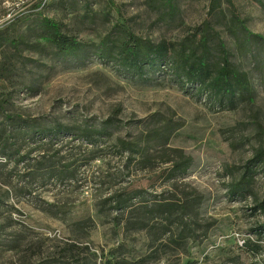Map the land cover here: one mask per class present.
Instances as JSON below:
<instances>
[{
  "label": "rangeland",
  "instance_id": "obj_1",
  "mask_svg": "<svg viewBox=\"0 0 264 264\" xmlns=\"http://www.w3.org/2000/svg\"><path fill=\"white\" fill-rule=\"evenodd\" d=\"M50 24L78 43L74 56L52 45ZM205 29L212 58L223 49L251 85L234 109L164 65L139 77L97 52L103 40L117 49L127 31L195 47ZM0 32L8 114L37 129L108 120L112 136L94 146L64 135L39 149L27 135L17 141L24 162L0 158V264H101L112 249L122 264H264V156L255 159L264 149V0H0ZM163 128L174 130L166 145L149 141ZM114 139L146 148V163ZM46 160L60 175H30ZM183 161L185 170H171ZM113 197H127L130 213ZM185 198L183 217L147 213L154 201ZM70 243L80 258L67 256Z\"/></svg>",
  "mask_w": 264,
  "mask_h": 264
},
{
  "label": "trees",
  "instance_id": "obj_2",
  "mask_svg": "<svg viewBox=\"0 0 264 264\" xmlns=\"http://www.w3.org/2000/svg\"><path fill=\"white\" fill-rule=\"evenodd\" d=\"M49 28L51 30L49 35L50 42L59 53L65 56H74L78 49V43L74 42L64 34H61L55 25L50 24ZM208 37L209 35L205 29L201 32L197 43L194 44L195 47L183 42L178 48H176L173 45L164 42L158 44H152L150 42L145 43L127 31L125 34V40L123 39L124 41L119 44L120 46H118L117 49L111 51L108 42L103 40L97 45V52H99V57L102 58V60L109 58L111 61H114L115 64L120 65L119 67L127 70L128 73L139 77L154 70V68L164 65L174 74L178 83L195 86L197 91L205 93L209 100L216 103L221 108L228 107L234 109L237 105L236 102L238 100L241 101L244 94L250 95L252 92L251 85L246 76L234 68L223 49L222 56L219 57L218 61H215L212 58ZM1 39L3 41L6 40L3 38ZM1 72L2 70L0 67V82L3 80ZM7 103V96L0 93V115L2 117V124L0 125V158L9 161L12 160L15 165L24 162L28 158V155H21L17 142L19 140L27 139V135L30 136L29 139H34L33 137L37 138L39 149L41 147L52 145L54 141H57L58 137L64 135L77 136L85 140L87 143H90L89 145L92 144L94 146H97V143L103 137L106 139H112V136L109 133H106V126L109 125L108 120L103 122L106 124L105 127L94 126L73 129L56 122L52 127L37 129L34 125L28 123V118L23 120L20 116L8 114L9 112L6 109ZM173 131V129L163 128L162 130L157 131L159 133L154 136L151 134L149 141H157L156 143H160V146L166 145ZM115 141L121 148V151L128 153L130 156L137 154L143 158L142 161L138 162L140 165L146 163V148H142L139 145L121 139H114V142ZM143 149L144 152L142 153L140 150ZM16 156L19 158H15ZM263 156L264 149H261L257 152L255 159L257 161L262 160ZM49 159L53 160V158ZM50 160L39 163L35 166L30 175L36 177L38 173H42L43 170L51 173L53 177H56L58 174L60 175L59 172L58 174L54 173L55 171H53L52 167L49 165ZM130 162L131 159H129L128 163ZM0 164L2 163L0 162ZM186 165L187 161L178 162L173 165L171 170L175 171L179 169V171L182 172L185 170ZM68 167L69 166H64L62 170L64 171L68 169ZM61 175L63 176L64 173L61 172ZM66 175L65 177H67ZM127 197L123 200H116L113 197L111 200L116 203L117 210H123L126 211V214H129V210L128 212L126 210ZM144 205L147 206V204ZM260 206L262 207V205ZM149 207L150 210L147 213L150 214L151 211L156 218L173 215L176 213L175 209H178L180 216L183 217L188 209V202L186 198L176 201L160 200L152 202ZM262 208L264 212V207ZM139 218L141 219V217ZM143 220L145 219L143 218L140 220L141 228L145 225ZM88 221L90 220L88 219ZM83 223L84 221L79 220L72 223V225L74 227H82ZM116 225H119L118 221ZM262 229H264V226H262ZM240 247L252 253H256L259 249V246L250 241H243L240 244ZM67 248L66 253L68 257L72 259L80 258L77 252L83 251V249H79L76 244L73 243L68 244ZM113 251H115V249L109 250L106 256H100V258L103 257L101 259V264L123 263V255H121L120 252L113 253ZM72 254H77V256ZM193 262L194 261L188 260L185 264H192Z\"/></svg>",
  "mask_w": 264,
  "mask_h": 264
},
{
  "label": "built area",
  "instance_id": "obj_3",
  "mask_svg": "<svg viewBox=\"0 0 264 264\" xmlns=\"http://www.w3.org/2000/svg\"><path fill=\"white\" fill-rule=\"evenodd\" d=\"M8 17H10V16H8Z\"/></svg>",
  "mask_w": 264,
  "mask_h": 264
}]
</instances>
